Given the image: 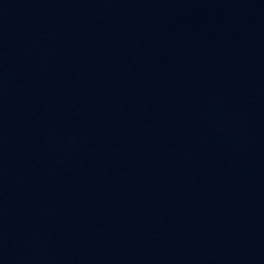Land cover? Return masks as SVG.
I'll use <instances>...</instances> for the list:
<instances>
[{"label":"water","instance_id":"1","mask_svg":"<svg viewBox=\"0 0 264 264\" xmlns=\"http://www.w3.org/2000/svg\"><path fill=\"white\" fill-rule=\"evenodd\" d=\"M0 264H264V0H0Z\"/></svg>","mask_w":264,"mask_h":264}]
</instances>
